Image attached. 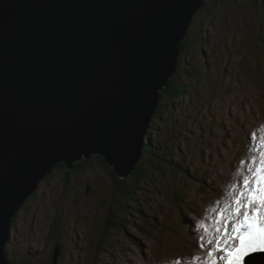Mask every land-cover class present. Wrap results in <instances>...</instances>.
I'll list each match as a JSON object with an SVG mask.
<instances>
[{"label":"rangeland","instance_id":"rangeland-1","mask_svg":"<svg viewBox=\"0 0 264 264\" xmlns=\"http://www.w3.org/2000/svg\"><path fill=\"white\" fill-rule=\"evenodd\" d=\"M205 5L179 55L175 83L184 90L177 88V97L165 92L168 112L155 118L147 139L152 149L181 152L185 171H155L135 186L132 200L97 157L78 173L56 167L14 219L6 245L13 264H52L57 251L58 264H189L205 257L198 225L216 236L217 213L209 210L217 201L224 206L238 170L246 174L264 125V0Z\"/></svg>","mask_w":264,"mask_h":264},{"label":"water","instance_id":"water-1","mask_svg":"<svg viewBox=\"0 0 264 264\" xmlns=\"http://www.w3.org/2000/svg\"><path fill=\"white\" fill-rule=\"evenodd\" d=\"M206 0H0V264L56 166L104 157L126 178ZM58 251L52 264H58Z\"/></svg>","mask_w":264,"mask_h":264},{"label":"snow or ice","instance_id":"snow-or-ice-1","mask_svg":"<svg viewBox=\"0 0 264 264\" xmlns=\"http://www.w3.org/2000/svg\"><path fill=\"white\" fill-rule=\"evenodd\" d=\"M251 138L256 141L255 132ZM250 153L251 166L246 168V174L237 171L239 182L229 185L224 206L220 207L221 202L217 201L216 207L209 210L217 213L213 225L216 236L207 240L208 245L215 246L209 249L206 258L193 256L189 264H243L244 257L250 253L264 252V125L259 142L252 144ZM198 227L204 233L209 232L203 221ZM255 259L251 257L248 264H254ZM172 264L184 262L177 258Z\"/></svg>","mask_w":264,"mask_h":264},{"label":"trees","instance_id":"trees-1","mask_svg":"<svg viewBox=\"0 0 264 264\" xmlns=\"http://www.w3.org/2000/svg\"><path fill=\"white\" fill-rule=\"evenodd\" d=\"M202 9H200L195 14V16ZM188 34H189V30H188ZM187 37L182 41L181 52L184 51V48L186 49V45H187L186 43L188 42V41H186ZM179 61H181V56L179 58ZM178 73L179 72H178V69H177V71L175 72V74L173 75V77L170 78L169 84L160 92V100H159V103H158V105H157V107L155 109V113H154V116H153V119H152V122H151L150 130L148 132V135L145 138V144H144V147H143V150H142V155H141V158H140L139 162L136 164V166L133 169V171H131V173L126 178H119L117 180V181H119V183H118V185H119V187H118L119 191H121V192H123L125 194L127 193L126 195L127 196H130L132 200H134L133 197H134V194H135V190L137 189V188H135V186H137V185L139 186L140 183H146L147 184L148 181H150V180L153 179V176H154L155 171L159 170L160 171V174L167 173V171L165 169L170 170L173 174H175V173L176 174L177 173L182 174V172L185 171L184 167H182L181 165H179V164H184L183 163L184 160L182 159L181 152H179V151H176L175 152V150H174V148L172 146L166 147L164 149V148L161 147V145H158L156 148L152 149V147H153L152 144L153 143H151V139L149 141L147 140L148 137H149V135L151 133H153V129H156L153 126V125H156V123H154L155 118L160 117L162 114L168 112L167 109H165L163 107V105L161 104V101H162L163 97L165 96V92L168 91L167 92L168 96L169 95H173V97H177L178 89H179V91L180 90L181 91L184 90V89H182L180 87L179 84L175 83V81H177L176 80L177 79L176 76H177ZM172 85L174 86L173 88H172ZM173 104H176V103L173 102ZM176 105H178V104H176ZM157 125H159V124H157ZM149 143H151L152 146ZM162 149H164V150H162ZM95 157H97L101 161H104L105 162L103 156L98 155V154H94L90 159H86L85 158V159H83L81 161L79 160V161L75 162L74 168H72L71 170H69V173L70 172L78 173L82 169V166L84 164H89L93 160V158H95ZM60 165L64 166V164H59L56 167H58ZM112 172L115 174V171L114 170ZM171 172H168V173H170L172 175ZM50 176H51V174H49L47 176V178H49ZM32 196L33 195H31L30 198ZM176 200L177 201H181L182 199L178 198ZM14 222H13V226H14Z\"/></svg>","mask_w":264,"mask_h":264},{"label":"bare ground","instance_id":"bare-ground-1","mask_svg":"<svg viewBox=\"0 0 264 264\" xmlns=\"http://www.w3.org/2000/svg\"><path fill=\"white\" fill-rule=\"evenodd\" d=\"M180 58V57H179ZM71 170V169H70Z\"/></svg>","mask_w":264,"mask_h":264},{"label":"flooded vegetation","instance_id":"flooded-vegetation-1","mask_svg":"<svg viewBox=\"0 0 264 264\" xmlns=\"http://www.w3.org/2000/svg\"><path fill=\"white\" fill-rule=\"evenodd\" d=\"M188 36V35H187Z\"/></svg>","mask_w":264,"mask_h":264}]
</instances>
